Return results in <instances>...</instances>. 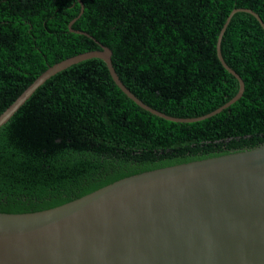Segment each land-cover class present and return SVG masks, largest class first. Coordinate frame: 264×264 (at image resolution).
I'll return each mask as SVG.
<instances>
[{
	"label": "trees",
	"instance_id": "16d2710c",
	"mask_svg": "<svg viewBox=\"0 0 264 264\" xmlns=\"http://www.w3.org/2000/svg\"><path fill=\"white\" fill-rule=\"evenodd\" d=\"M72 28L111 52L122 83L167 115L194 118L229 101L236 79L216 40L228 14L264 24V0H80ZM76 0H0V113L41 73L97 50L68 31ZM221 55L244 83L239 100L194 123L142 110L100 59L47 80L0 128V213L48 210L122 178L264 144V31L236 13Z\"/></svg>",
	"mask_w": 264,
	"mask_h": 264
},
{
	"label": "water",
	"instance_id": "95a60500",
	"mask_svg": "<svg viewBox=\"0 0 264 264\" xmlns=\"http://www.w3.org/2000/svg\"><path fill=\"white\" fill-rule=\"evenodd\" d=\"M97 50L64 59L41 73L0 113V128L55 74L100 59L114 85L142 110L174 123H194L229 108L244 92L241 77L216 56L238 91L215 110L194 118L167 115L143 103L119 79L111 50L88 33ZM0 264H264V144L122 178L63 205L31 213H0Z\"/></svg>",
	"mask_w": 264,
	"mask_h": 264
}]
</instances>
